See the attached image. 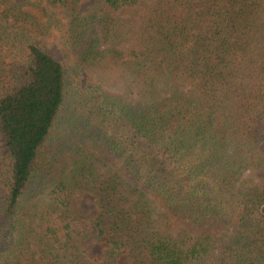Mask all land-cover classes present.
Returning <instances> with one entry per match:
<instances>
[{"label":"trees","instance_id":"trees-1","mask_svg":"<svg viewBox=\"0 0 264 264\" xmlns=\"http://www.w3.org/2000/svg\"><path fill=\"white\" fill-rule=\"evenodd\" d=\"M44 1L64 12L79 73L106 81L87 110L127 177L76 155L38 177L82 81L24 12L40 0H0V264H264V0H96L85 15ZM75 191L96 197L97 259L72 224Z\"/></svg>","mask_w":264,"mask_h":264},{"label":"rangeland","instance_id":"rangeland-1","mask_svg":"<svg viewBox=\"0 0 264 264\" xmlns=\"http://www.w3.org/2000/svg\"><path fill=\"white\" fill-rule=\"evenodd\" d=\"M40 1V7L29 6L24 9V12L33 17L36 23L43 25L39 29L45 47L68 69L71 79L75 82L82 81L80 84L81 89L84 92L85 89L90 91L86 93L77 91L75 99L69 102L62 124L56 129L55 134L50 137L41 151L42 157L40 160L43 162V169H41L38 177H48V180L59 178L62 173L68 172L74 155L77 158L88 160L99 176H106L109 171H112L127 177L125 170L106 156V148L102 147L101 143L99 145V142L95 140L94 127L98 125V121L95 122L96 116L89 114L87 110L89 105H86V103L89 101L90 96L95 97L98 92L100 94L102 92L100 87L106 92V81L102 76L91 72L79 73L80 68L77 63L81 49H70L64 46L65 35L68 30V21L65 20L62 14L64 12L59 9L50 12L45 7V1ZM95 2L96 0H80L75 7L78 11H76L77 14H87L88 9ZM84 84L88 88H84ZM83 94H86V101ZM98 126L103 132L106 131V123ZM44 199L47 198L44 196ZM95 204L96 197L86 191H75L68 197L72 224L82 235V238L84 237L83 251L90 257L97 259L102 254L105 240L94 238L91 234V222L96 209ZM50 218L57 220L55 216ZM26 222L27 227L34 232L42 231L47 226L41 224L38 217L28 219ZM30 246L32 251L35 250L32 243Z\"/></svg>","mask_w":264,"mask_h":264}]
</instances>
